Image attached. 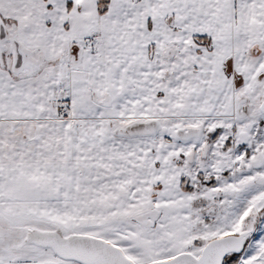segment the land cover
Segmentation results:
<instances>
[{
    "label": "snow or ice",
    "instance_id": "snow-or-ice-1",
    "mask_svg": "<svg viewBox=\"0 0 264 264\" xmlns=\"http://www.w3.org/2000/svg\"><path fill=\"white\" fill-rule=\"evenodd\" d=\"M0 264H264V0H0Z\"/></svg>",
    "mask_w": 264,
    "mask_h": 264
}]
</instances>
